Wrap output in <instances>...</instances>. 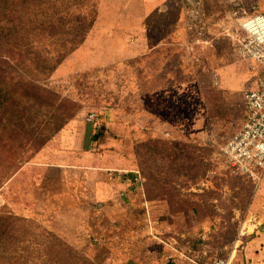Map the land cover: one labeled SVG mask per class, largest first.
I'll use <instances>...</instances> for the list:
<instances>
[{
	"label": "rangeland",
	"instance_id": "rangeland-1",
	"mask_svg": "<svg viewBox=\"0 0 264 264\" xmlns=\"http://www.w3.org/2000/svg\"><path fill=\"white\" fill-rule=\"evenodd\" d=\"M257 1L262 9L264 0ZM185 3L186 8L194 5ZM174 4L166 18L153 13L143 20L146 34L141 37L134 31L140 29L135 22L138 1L98 0L96 20L84 43L41 81L81 104L75 115L79 122L74 127L68 122L66 130L79 133L90 147L86 163L95 167L96 178L123 169L140 173L139 166L150 174L135 194L136 204L129 203L117 225L109 224L92 203L87 214L85 209L60 210L56 224L61 233H55L97 264H215L220 259L264 264V176L254 183L228 175L216 157L219 147L241 128L243 93L257 83V74L221 35L231 24L233 4L206 0V38L212 40L207 47L194 45V50L191 31L182 38L175 34ZM133 40L178 47L161 45L137 57H121L120 48ZM217 68L221 76L233 77L232 96L224 94L227 87L216 77ZM92 113L96 118L90 122ZM139 143L145 144L136 157ZM148 149L152 154L146 155ZM38 152L9 178L13 168L0 151V211L41 223L44 214L54 220L56 211L37 208L41 197L50 200L40 195V184L42 192L48 189L53 195L62 182L57 169L41 165L38 158H44ZM176 155L182 159L175 162ZM133 185L127 179L126 186ZM86 216L87 224L80 225Z\"/></svg>",
	"mask_w": 264,
	"mask_h": 264
},
{
	"label": "trees",
	"instance_id": "trees-1",
	"mask_svg": "<svg viewBox=\"0 0 264 264\" xmlns=\"http://www.w3.org/2000/svg\"><path fill=\"white\" fill-rule=\"evenodd\" d=\"M97 1L0 0V151L13 168L7 176L81 109L79 102L41 81L84 43L96 20ZM143 144L136 145V157ZM181 159L176 155L174 161ZM139 167L146 183L150 174L145 166ZM0 264L97 263L36 219L0 211Z\"/></svg>",
	"mask_w": 264,
	"mask_h": 264
},
{
	"label": "crops",
	"instance_id": "crops-1",
	"mask_svg": "<svg viewBox=\"0 0 264 264\" xmlns=\"http://www.w3.org/2000/svg\"><path fill=\"white\" fill-rule=\"evenodd\" d=\"M136 1H138V19L135 22H139L136 26H138L140 29L134 31L138 32L141 37L145 36L146 34V30L142 29L141 27L143 20L151 16L153 13L159 14L161 15V17L166 18V16L170 15V13L172 12V6L175 5L174 3H176L178 8L176 9V19L173 22V25L175 24V28L179 29V31H177L175 34H177L178 37L182 38L183 35L186 34L185 10H187V6L185 1L191 4H200L203 10L202 1L205 0ZM105 29L107 32H112L113 28L106 27ZM127 30L128 28H125V31ZM132 43L133 44H131L130 46L127 44V46H123V48H120L122 53L121 57H125L126 59L129 57H137L139 54L142 55L143 53H145L144 51L146 50H157L161 47V45H166V49L176 47V45L178 47V44L175 43L162 44V42H156L149 46L148 42H146L145 40L137 42L133 40ZM180 49L184 50V46H181ZM186 49L188 51L189 47H186ZM221 74L222 72H219L218 68L215 69V75L216 77H218V80H222L223 83L226 84L227 89L225 91L228 92H225L224 94L232 96L233 90L231 88V82L233 77L225 76V74L221 76ZM78 122L79 121L76 120V117H74L69 121V127H72V125L74 127V125H77ZM67 128L68 127L66 126L61 131H59L53 137V139L49 141L44 147H42L38 152V156L44 158H38L39 160L43 161L41 165H43L46 170L51 168L57 169L58 181L59 183L62 182L61 187L57 186V189H54L55 191L53 192V195L48 192V189H44V192H42L44 186L41 187V184L39 183L41 188L40 195L48 196V198L50 197V200L41 197L40 201H38L37 208L42 212H49L50 210L56 211L54 220L53 218L46 217L44 214L42 218L44 221L42 220L41 223L43 225H46V227H48L49 229L51 226H54L52 227V231L54 233H61L59 226L56 224V217L58 215L62 216V213H58L60 210L74 208L85 209L87 214L88 210L93 207L92 203H94V205L99 209V212L107 217L109 224L117 225L122 216L127 213L126 209L128 208L129 203L136 204L135 198L137 195L135 194L140 192L141 190L133 189L135 186L133 188H129L128 186H126L127 179L132 176L131 173L123 177L118 176L114 173H105L104 176L101 175V177L96 178L93 175L94 170H96L95 167H89V165L86 163L89 160V157H91L90 147L86 146L85 140L80 137L81 135H78L79 133L74 132V130H66ZM97 157V159L99 160L101 156L99 155ZM109 157L111 159H116V155H110ZM110 158H108V160ZM117 160L118 163H120L123 162L124 159L121 161L119 159ZM99 166L97 165V167ZM120 171L132 172L133 170L123 169ZM13 176L14 174H12L9 178H12ZM69 176H71L72 178L70 181L68 179ZM67 182H71L73 186H71V184L68 185ZM140 197L141 196H139V200L137 201L138 204H141ZM144 201L145 203H147V200ZM84 219L85 220L80 223V225L82 226L86 225L88 221L87 216ZM64 238L68 240L71 239V237L67 235H65ZM222 261L227 264L225 260Z\"/></svg>",
	"mask_w": 264,
	"mask_h": 264
},
{
	"label": "built area",
	"instance_id": "built-area-1",
	"mask_svg": "<svg viewBox=\"0 0 264 264\" xmlns=\"http://www.w3.org/2000/svg\"><path fill=\"white\" fill-rule=\"evenodd\" d=\"M233 4L229 14L230 26L222 28L234 54L245 61L250 72L257 74L256 87L244 91V118L241 128L217 151V161L231 176H243L251 182H259L264 176V7L259 9L256 0H228ZM205 15L200 4L185 10L186 30L194 34L193 47H205L211 42L206 38ZM187 34V31H186ZM190 49V48H189ZM197 52L200 50L196 49ZM198 60V59H197ZM96 118L90 114L88 121ZM132 174L133 187L142 190L143 179L138 171L117 172L118 176ZM215 264H225L217 260Z\"/></svg>",
	"mask_w": 264,
	"mask_h": 264
}]
</instances>
